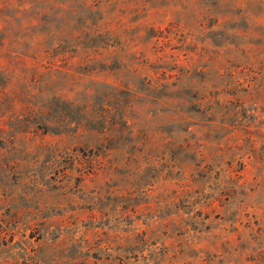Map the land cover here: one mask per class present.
Masks as SVG:
<instances>
[{"label":"rangeland","instance_id":"374dc122","mask_svg":"<svg viewBox=\"0 0 264 264\" xmlns=\"http://www.w3.org/2000/svg\"><path fill=\"white\" fill-rule=\"evenodd\" d=\"M0 264H264V0H0Z\"/></svg>","mask_w":264,"mask_h":264},{"label":"trees","instance_id":"16d2710c","mask_svg":"<svg viewBox=\"0 0 264 264\" xmlns=\"http://www.w3.org/2000/svg\"><path fill=\"white\" fill-rule=\"evenodd\" d=\"M0 87H2V86L0 85Z\"/></svg>","mask_w":264,"mask_h":264}]
</instances>
